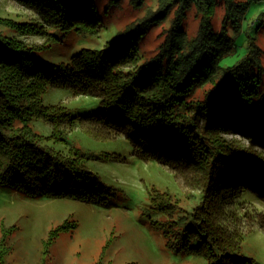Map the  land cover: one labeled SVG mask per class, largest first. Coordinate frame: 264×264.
Returning a JSON list of instances; mask_svg holds the SVG:
<instances>
[{
    "label": "trees",
    "instance_id": "16d2710c",
    "mask_svg": "<svg viewBox=\"0 0 264 264\" xmlns=\"http://www.w3.org/2000/svg\"><path fill=\"white\" fill-rule=\"evenodd\" d=\"M27 1L57 31L99 30L94 0ZM157 1L155 13L119 32L104 47L83 48L63 63L44 60L25 41L0 32V185L27 198L106 204L112 189L84 162V157L96 155L73 145L67 130L78 121L97 138L123 134L135 154L157 159L180 181L193 179L202 193L193 211L197 225L178 231L176 237L167 221L162 222L171 246L191 247L208 264H252V258L241 255L245 231L226 228L218 220L221 210L239 205L228 197L240 190L249 189L264 200V67L252 37L243 58L229 66L221 61L235 46L228 28L239 31L249 6L263 0H222L226 13L220 31L212 28L211 18L221 0ZM176 1V17L160 53L133 66L149 21L165 19ZM192 5L202 19L197 36L189 39L182 19ZM206 84L204 96L192 98ZM52 87L99 96L103 109L74 116L64 104H46L43 97ZM37 117L52 127L50 135L35 131L32 121ZM227 133L249 142L229 140ZM50 142L64 143L68 149ZM164 196L163 202L154 198L162 212L172 202L170 194ZM243 217L251 219L244 223L247 230L257 224L264 231V212Z\"/></svg>",
    "mask_w": 264,
    "mask_h": 264
},
{
    "label": "rangeland",
    "instance_id": "374dc122",
    "mask_svg": "<svg viewBox=\"0 0 264 264\" xmlns=\"http://www.w3.org/2000/svg\"><path fill=\"white\" fill-rule=\"evenodd\" d=\"M94 2L99 20V30L95 34L57 31L27 0H0V32L25 41L44 60L63 63L83 48L104 47L116 39L119 32L159 9L157 0H144L141 4L134 0ZM169 6L165 19L149 21L151 24L139 42L138 57L133 66L160 53L179 2H171ZM225 13L226 6L221 0L211 18L215 31L222 29ZM201 19L194 5L185 12L182 25L189 39L197 36ZM228 32L234 38L235 46L222 59V66L243 58L252 37L261 50L264 67V0L249 6L239 31L229 27ZM208 88V84L198 88L192 98H202ZM43 98L46 104H64L74 116L103 109L99 96L75 95L69 88L52 87ZM32 126L44 135L52 132V127L38 117L33 119ZM66 137L83 152L96 155L84 157V162L112 189L108 202L96 204L68 197L27 198L17 190L0 185V264H208L207 258L191 247L180 250L172 247L162 228V222L166 220V227L180 237L178 231L196 223L193 211L200 205L202 193L195 187L193 179L180 181L172 169L157 159L138 156L123 134L97 138L76 121L68 128ZM224 137L236 138L245 144L249 142L236 133H227ZM50 143L65 152L68 149L64 143ZM167 193L172 196V202L164 213L155 205L154 198L163 202ZM234 199L239 205L230 211L221 210L222 217L218 221L226 228L239 227L245 231L241 255L252 258V264H264V231L257 224L247 230L244 223L248 224L251 219L243 217L247 213L254 218L258 212H264V200L249 189L228 197L229 201ZM2 238L5 239L3 248ZM194 246L197 247V243Z\"/></svg>",
    "mask_w": 264,
    "mask_h": 264
}]
</instances>
